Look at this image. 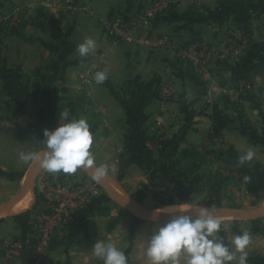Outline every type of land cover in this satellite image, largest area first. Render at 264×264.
Segmentation results:
<instances>
[{
    "label": "crops",
    "instance_id": "0c3cea01",
    "mask_svg": "<svg viewBox=\"0 0 264 264\" xmlns=\"http://www.w3.org/2000/svg\"><path fill=\"white\" fill-rule=\"evenodd\" d=\"M30 1L0 0V10ZM236 1H229L230 9L224 11L220 0H201L196 6L185 0L156 16L148 34L173 37L179 46L158 51L133 41L115 43L104 35L101 18L120 13L128 21L142 8V0H77L72 10L31 11L28 22L0 44V139L8 148L1 159L9 162L11 154L33 146L43 150L44 129L58 127L54 120L70 101L71 119L83 117L90 124L95 164L109 165L107 179L124 194H134L140 184L151 187L164 176L173 178L174 165H187L182 153L191 148L209 156L211 166L230 164V176L237 171L264 179V0ZM88 37L96 41V49L81 58L76 46ZM229 38L239 44L234 52L225 43ZM195 40L218 44L221 50L208 81L196 75L182 51V45ZM103 51L107 56L96 72L107 69V80L96 84L93 79L81 89L82 72ZM240 81L252 88L236 92ZM161 82L178 91L164 114L157 106ZM161 124L167 130L163 147L150 156L139 134L144 129L152 133ZM248 150L255 158L238 165V157ZM105 199H95L87 216L57 238L51 252L55 264H103L92 254L97 240L124 251L128 264H150L147 242L164 221L140 218ZM261 201L252 208H263ZM30 220L0 219V264H11L1 253V241L28 240ZM254 220H222L219 236L230 244L235 235L248 232V258L264 261V224ZM181 264H186L183 257Z\"/></svg>",
    "mask_w": 264,
    "mask_h": 264
},
{
    "label": "built area",
    "instance_id": "2783aa9c",
    "mask_svg": "<svg viewBox=\"0 0 264 264\" xmlns=\"http://www.w3.org/2000/svg\"><path fill=\"white\" fill-rule=\"evenodd\" d=\"M183 0H142V8L128 21L120 13L101 18L104 35L116 42H135L149 51L173 45V39L148 34V26L152 20L165 13ZM191 6H196L201 0H186ZM77 6V0H31L25 4H14L6 10H0V37H5L13 30L19 29L28 22L29 13L37 8L46 10L67 9ZM175 41V40H174ZM176 43V41H175ZM177 44V43H176ZM187 60L202 80L213 77L211 63L219 56L218 45L203 41H191L182 45ZM227 46L235 51L239 44L229 38ZM107 51L100 52L85 68L81 75L80 88L88 87L93 82L96 70L99 68ZM252 88V84L240 81L236 84V92H244ZM157 106L159 113H167V105L177 98L178 91L174 85L161 82L157 86ZM67 113L71 119V103L67 102L56 116L59 126L62 114ZM167 130L161 124L152 133L140 136L141 144L152 155L159 153L163 147ZM36 197L38 200L31 215V235L28 240L19 238L3 239L1 253L6 262L11 264H55L51 252L54 242L67 229L73 227L80 218L87 216L90 204L103 196L102 187L92 179L79 180L75 174H43Z\"/></svg>",
    "mask_w": 264,
    "mask_h": 264
},
{
    "label": "clouds",
    "instance_id": "9594fccd",
    "mask_svg": "<svg viewBox=\"0 0 264 264\" xmlns=\"http://www.w3.org/2000/svg\"><path fill=\"white\" fill-rule=\"evenodd\" d=\"M96 49V41L85 38L76 46L81 58L88 57ZM108 78L107 69L94 74V82L103 84ZM60 124L54 129H44L41 151H21L19 160L23 163H39L49 174L71 175L80 168L91 171L95 182L107 179L109 165H96L91 152L94 136L89 122L81 118H68V114L59 117ZM255 152L248 150L238 157V165L243 166L255 158ZM244 182H250V176H244ZM168 219L159 223L148 240L146 256L150 264H181V257L186 264H248L250 235L248 232L237 234L230 244H225L219 236L222 220L215 214L216 205L200 206L192 215L188 203L173 204L168 207ZM157 216L160 211H157ZM157 221V220H156ZM226 229V225H224ZM234 246V251L232 250ZM237 253L239 255L237 256ZM92 254L103 264H128V257L112 243L97 240L92 246Z\"/></svg>",
    "mask_w": 264,
    "mask_h": 264
},
{
    "label": "rangeland",
    "instance_id": "374dc122",
    "mask_svg": "<svg viewBox=\"0 0 264 264\" xmlns=\"http://www.w3.org/2000/svg\"><path fill=\"white\" fill-rule=\"evenodd\" d=\"M172 39L174 42L172 47L169 49L165 47L162 48V50L164 49L172 50L179 47L174 41L175 38L172 37ZM228 40L229 39H227L225 43ZM212 45H218V44H212ZM230 52H234V51H230ZM211 68L213 70V75H214L215 69L213 66H211ZM196 75L198 76L197 73ZM199 78L202 79L200 76ZM4 143H5L4 140L0 139V154L2 152L8 151L7 150L8 148L4 147ZM33 147L34 148H26L25 150L23 149L22 151L25 152L39 151L41 149L35 146ZM142 148L144 149V151H147L146 148H144L143 146ZM18 157L19 155L17 154H11V156L8 157L9 158V162H8L7 161L8 159L3 161L0 155V204H3L11 200L18 194V192L24 186L25 182L28 180L31 170L36 164L34 162L23 163L18 160L19 159ZM207 157L209 159V156H205L206 166L203 167L202 169L200 168L202 170L201 171L202 174L205 176L204 179L200 178L199 180L195 178L194 177L195 175L191 173L192 169L188 167L187 170L184 171V173H182L183 176H181L180 178H177L176 175H173V178H166L164 176V178H160L154 184H152L151 187L148 185L145 187V185L140 184L139 186H137V188L134 189V194H124L121 192V190L119 191L117 190V191L121 196H123L122 198H124L125 200H129L145 208L146 206L149 208H157V209L162 208L163 212H167L170 210L168 208H167L168 210H166V207L173 204L179 205L181 203L190 204L192 209H197L200 206L211 207L213 204L216 205V208L250 209L252 207H256L255 206L257 205L256 201H259L260 199H263V201L259 202L258 205H262L264 207V179L258 180L251 178V181L246 183L243 181L244 176H246L245 174L242 173L241 175V173L236 171L237 174L236 176H230V174L234 171L232 167V172L230 171V174H228L229 167H231L230 164L215 165L212 163L211 166L209 165ZM216 172L222 174L224 177L228 178V180L225 185H223L221 188L218 189L215 188L214 191V190H210L209 182L206 179V177L208 176V174L210 173L215 174ZM87 173L88 172H86L85 168H80L74 174L76 178H78L79 180H88L90 178L88 177ZM43 174L49 175V173L46 170L40 168L39 172L37 173V176L35 177V180L31 185L30 190H28L31 196L28 206L25 207L24 209L19 210L20 212L15 211L14 213H5L6 210L5 211L2 210L0 211L1 214L0 219L13 218L19 220L23 217L24 220V218L25 219L29 217L31 218L32 211L35 209V206L38 203L36 192H38L39 189L38 185L40 183ZM169 175L170 174H168L167 176ZM102 190H103V196L104 198H106L104 201L107 204L109 203L110 206L112 207L116 206L120 209L131 212L130 210L124 208L117 200H114L113 198H108V195L106 194L105 190L103 188ZM15 203L13 205H15ZM138 217L145 218L140 215H138ZM221 218H220L221 220H235V218H226V217H221Z\"/></svg>",
    "mask_w": 264,
    "mask_h": 264
},
{
    "label": "water",
    "instance_id": "95a60500",
    "mask_svg": "<svg viewBox=\"0 0 264 264\" xmlns=\"http://www.w3.org/2000/svg\"><path fill=\"white\" fill-rule=\"evenodd\" d=\"M39 163H36L35 166L32 168L31 173L29 175L28 180L25 182L24 186L21 188V190L18 192V194L12 198L11 200L0 204V211L7 210L11 205H13L16 201H18L28 190H30L31 185L33 181L35 180V177L37 176V173L40 170ZM85 170L88 172V174L91 177V171L90 169L85 168ZM106 192L109 198H113L114 200H117L124 208L130 210L131 212L141 214L145 217L156 219V220H163L166 221L169 217L166 213H163L160 211L159 215L157 216L156 210H151L148 208H145L143 206H140L139 204L133 203L129 200H125L121 197H119L112 189H110L103 181L97 182ZM195 210L192 209L191 214L195 215ZM215 214L221 218H235L238 219L241 216L246 217V219H258L264 217V207L263 208H252V209H246V208H216Z\"/></svg>",
    "mask_w": 264,
    "mask_h": 264
},
{
    "label": "trees",
    "instance_id": "16d2710c",
    "mask_svg": "<svg viewBox=\"0 0 264 264\" xmlns=\"http://www.w3.org/2000/svg\"><path fill=\"white\" fill-rule=\"evenodd\" d=\"M229 1H231L232 3L237 2L236 0H220L221 8L224 11H229V9H230ZM1 41H2V38L0 37V44H1ZM55 121H56V118H55L54 122ZM147 133H148V131H146L144 129V131H141L139 135L141 136V135L147 134ZM140 142H141V139H140ZM145 152H147V154H149L150 156L152 155L149 151H145ZM182 154H183V158L186 161L187 165H183L182 163L175 164L174 169H173L174 175H176L177 178H180L181 176H183L182 173H184V171H186L187 168L190 167L192 169L191 173H193L195 175L194 176L195 178H197L199 180H200V178L204 179L205 176L202 173H200L199 170L206 161L205 155L198 152L194 148L186 149L183 151ZM206 179L209 182L210 190H214V191H215V188L218 189V188H221L223 185H225L227 180H228V178L224 177L222 174H220L218 172H216L215 174H211V173L208 174ZM216 193H218V192H216ZM103 213H104V210H103ZM254 221L257 224H264V217L258 218ZM248 264H264V261L261 260L257 256H252V257L248 258Z\"/></svg>",
    "mask_w": 264,
    "mask_h": 264
},
{
    "label": "bare ground",
    "instance_id": "6f19581e",
    "mask_svg": "<svg viewBox=\"0 0 264 264\" xmlns=\"http://www.w3.org/2000/svg\"><path fill=\"white\" fill-rule=\"evenodd\" d=\"M104 181V183L109 187H111L113 190H114V192H116V194L118 193V191H119V189L114 185V183H112L110 180H108V179H104L103 180ZM109 187V188H110ZM110 188V189H111ZM118 190V191H117ZM119 197H123V196H120V194L118 193L117 194ZM30 194H29V191H27L18 201H16L17 203H15V205H11L9 208H8V210H4L5 211V213H14L15 211L16 212H20L19 210H21V209H24L25 207H27L28 206V203H29V200H30ZM124 199V198H123ZM165 210V209H164ZM166 210H168L167 208H166ZM161 212H163L162 210H160ZM170 211V210H169ZM169 211H167V212H163V213H168ZM2 213V212H1ZM1 215V214H0ZM138 215H140V216H142V217H145V216H143V215H141V214H138ZM146 218V217H145ZM222 219V218H221ZM238 219H246V217H244V216H241V217H239Z\"/></svg>",
    "mask_w": 264,
    "mask_h": 264
}]
</instances>
